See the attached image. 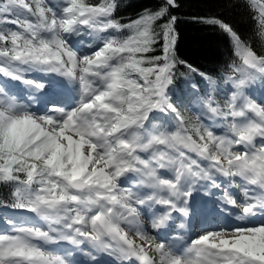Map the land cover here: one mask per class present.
I'll return each mask as SVG.
<instances>
[{
  "label": "snow or ice",
  "instance_id": "1",
  "mask_svg": "<svg viewBox=\"0 0 264 264\" xmlns=\"http://www.w3.org/2000/svg\"><path fill=\"white\" fill-rule=\"evenodd\" d=\"M119 6L0 0V184L10 189L0 207L12 210L0 214V264H264V95L253 98L264 51L205 20L239 61L215 89L176 55L178 0L127 23ZM253 19L264 39V5ZM161 40L163 55H147ZM178 65L208 82L195 123L173 103ZM32 74L67 91L50 96L55 81ZM201 188L221 193L213 218L173 237Z\"/></svg>",
  "mask_w": 264,
  "mask_h": 264
},
{
  "label": "trees",
  "instance_id": "2",
  "mask_svg": "<svg viewBox=\"0 0 264 264\" xmlns=\"http://www.w3.org/2000/svg\"><path fill=\"white\" fill-rule=\"evenodd\" d=\"M160 2L161 0H119L120 6L115 16L121 22L127 23L146 9L155 10ZM178 3L179 7L172 9L171 14L177 17L174 28L179 39L175 52L179 59L187 60L193 66L214 74H217L219 67L227 65L232 53V40L219 26L204 22L212 18L229 23L242 39L249 38L247 42L254 50L264 51V39L256 35L257 24L253 17L257 11L253 7L254 3L251 7L246 6L245 0H178ZM163 23V20L155 22L153 29L159 32ZM161 44L162 40L156 45V51L147 55H158ZM178 68L180 72L185 71V67L181 65ZM174 81L175 84L176 76ZM0 193L5 195L3 202L6 197L9 201L10 189L7 186L0 184Z\"/></svg>",
  "mask_w": 264,
  "mask_h": 264
},
{
  "label": "bare ground",
  "instance_id": "3",
  "mask_svg": "<svg viewBox=\"0 0 264 264\" xmlns=\"http://www.w3.org/2000/svg\"><path fill=\"white\" fill-rule=\"evenodd\" d=\"M59 88V84L57 86ZM262 93H258V96H261ZM256 96V95H255ZM196 191V192H194ZM192 196L194 195V198H191L189 203L192 205V207L190 208V216L187 218H183V217H177L176 219V227H178V225L180 223H185V228L181 229L178 227L174 229V232L176 233L175 237H178L179 235H185L186 231L188 230V228L192 225V224H203L205 218L204 216L206 215V213L208 211H213L215 212V208H216V197H219L221 195V193L217 190H208L206 188H203L202 191H198V190H194ZM202 197L204 198V201H202ZM209 215V213H207ZM175 215V214H174ZM200 215H202L200 217ZM206 215V216H208ZM203 218V219H202ZM198 226V225H197ZM172 226H169V229ZM147 231V230H146ZM191 231V229H190ZM154 234L151 233V231H147V234L149 236H156V232L153 231ZM132 233L130 232V235ZM172 235V234H171ZM158 239V237H157ZM76 259H82L81 257L77 256L75 257ZM103 259L105 261H108V259H110L107 256H104Z\"/></svg>",
  "mask_w": 264,
  "mask_h": 264
},
{
  "label": "rangeland",
  "instance_id": "4",
  "mask_svg": "<svg viewBox=\"0 0 264 264\" xmlns=\"http://www.w3.org/2000/svg\"><path fill=\"white\" fill-rule=\"evenodd\" d=\"M33 77H34V78L37 77L38 79L41 80V77H43V76H41L40 74H32V78H33ZM47 78L51 80V79H52V76H47ZM46 80H47V79H46ZM24 87H26V86H24ZM258 90H259L258 93H263V90H262L261 88H260V89L258 88ZM258 97H260V96H258ZM202 189H203V188L199 189L198 191H202ZM194 192H196V191H194ZM153 231H154V230H151V233H152V234H154Z\"/></svg>",
  "mask_w": 264,
  "mask_h": 264
}]
</instances>
